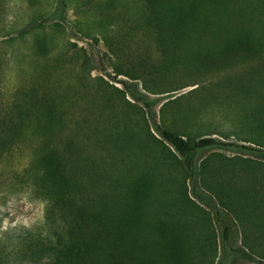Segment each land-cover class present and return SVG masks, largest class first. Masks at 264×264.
Returning <instances> with one entry per match:
<instances>
[{"label":"rangeland","instance_id":"374dc122","mask_svg":"<svg viewBox=\"0 0 264 264\" xmlns=\"http://www.w3.org/2000/svg\"><path fill=\"white\" fill-rule=\"evenodd\" d=\"M140 6L139 0H9L15 58L4 89L12 91L27 78L38 54L34 42L43 40L51 92L57 103L69 99L62 107L64 136L77 130L79 149L90 158L82 164L109 171V183L147 190L144 214L180 234L191 249L188 264H209L214 246V264H264V36L152 39L143 26L127 30L132 25L126 19H136L126 11L133 14ZM94 19L108 24L105 34ZM118 80L135 97L158 99L153 111L161 125L185 128L190 139L214 138L262 151L197 152L195 182L203 183L202 177L205 182L197 189L213 198L230 229L225 246L215 210L192 196L180 157ZM167 108L174 109V120L164 116ZM30 154L22 145L0 166V253L43 221L41 195L32 183L13 177Z\"/></svg>","mask_w":264,"mask_h":264},{"label":"trees","instance_id":"16d2710c","mask_svg":"<svg viewBox=\"0 0 264 264\" xmlns=\"http://www.w3.org/2000/svg\"><path fill=\"white\" fill-rule=\"evenodd\" d=\"M139 2L140 9L135 13L126 11V17L136 19H126L125 23L132 25L127 30L134 31V25L143 26L144 34L148 33L152 39L201 38L210 34L264 36V0ZM8 3L9 0H0V166L20 146L31 149L27 165L13 177L32 183L41 195L43 221L39 227L19 235L11 250L0 253V264H188L191 258L187 259V251L191 249L181 242L180 234L159 224L156 217L149 219L144 214L147 190L123 181L109 183V171L101 170L91 161L89 165L82 164L90 158L85 155V149H79L77 130L64 136L67 124L62 120V107L69 99L61 100V105L56 101L59 97L51 92L52 75L43 40L34 42L38 54L29 64L31 72L27 73V78L12 91L4 89L15 58ZM117 16L110 20L119 18ZM94 21L100 34H105L108 24L102 19ZM116 76H120L119 73ZM117 83L142 104L155 131L180 157L179 163L192 185V196L215 210L225 246L230 229L219 218V208L213 198L206 199L197 189L202 183L195 182L197 152L212 147H235L253 153L262 151L225 144L214 138L194 136L190 139L185 128L166 127L156 122L153 107L158 99L148 101L135 97L125 81ZM167 103L162 104L160 111ZM167 110L164 116L173 119L170 113L173 114L174 109ZM202 181L204 186L203 177ZM182 182L186 186L185 181ZM217 249L214 246L215 253L212 252L209 264H214Z\"/></svg>","mask_w":264,"mask_h":264}]
</instances>
